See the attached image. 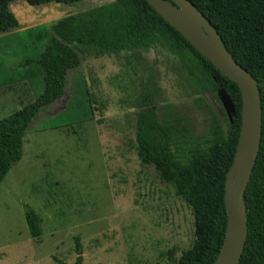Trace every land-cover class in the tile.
<instances>
[{
  "label": "rangeland",
  "instance_id": "374dc122",
  "mask_svg": "<svg viewBox=\"0 0 264 264\" xmlns=\"http://www.w3.org/2000/svg\"><path fill=\"white\" fill-rule=\"evenodd\" d=\"M113 1L31 5L14 0L10 9L19 26L0 38L31 27L49 28L68 15ZM137 52L134 68L126 65L132 52L81 54V66L69 76L64 95L32 123L22 158L0 186V264L71 263L77 257L76 237L83 264H178L193 246L192 208L138 157L135 125L142 108L137 97L148 81L158 88L149 108L161 120L174 111L185 118L190 148L205 147L217 122L227 130L232 108L220 91L198 92L170 52ZM80 78L90 96L82 97ZM43 86L40 78L0 86V119L34 101ZM79 98L88 107L87 119L76 104ZM64 112L67 119L58 127L38 128L42 119ZM28 205L41 218L40 242L28 228Z\"/></svg>",
  "mask_w": 264,
  "mask_h": 264
},
{
  "label": "trees",
  "instance_id": "16d2710c",
  "mask_svg": "<svg viewBox=\"0 0 264 264\" xmlns=\"http://www.w3.org/2000/svg\"><path fill=\"white\" fill-rule=\"evenodd\" d=\"M14 0H0V35L19 26L10 9ZM31 5L80 0H26ZM217 27L235 59L257 79L263 107L262 141L246 188L244 202L248 234L239 264H264V0H191ZM15 42V45H12ZM0 86L21 80L42 79L44 86L36 99L0 119V186L23 156L24 139L34 120L60 99L69 76L81 66V54L99 57L132 52L126 65L134 68L138 50L163 49L179 61L181 73L198 92H218L222 87L232 107L227 130L220 123L212 128L205 147H192L186 119L176 111L161 120L154 104L158 88L148 81L142 88L136 114V149L143 165L153 166L161 181L192 208L195 242L178 264H213L224 243L228 213L225 186L234 161L242 126V91L205 55L165 20L148 0H114L81 13L68 15L51 27H31L0 38ZM6 46V47H5ZM82 97H87L85 80L80 78ZM85 101V100H83ZM76 102L83 119L87 105ZM68 112L42 119L38 128L53 126ZM69 116H72L69 115ZM69 120V119H68ZM37 128V129H38ZM25 217L31 236L42 241L41 218L26 206ZM76 259L83 264L82 244L76 237Z\"/></svg>",
  "mask_w": 264,
  "mask_h": 264
},
{
  "label": "water",
  "instance_id": "95a60500",
  "mask_svg": "<svg viewBox=\"0 0 264 264\" xmlns=\"http://www.w3.org/2000/svg\"><path fill=\"white\" fill-rule=\"evenodd\" d=\"M154 9L242 91V126L234 161L225 186L228 213L226 235L213 264H239L248 234L244 195L252 177L262 141L263 107L257 79L225 44L217 27L191 0H148ZM220 92L231 101L226 91ZM232 108V107H231Z\"/></svg>",
  "mask_w": 264,
  "mask_h": 264
},
{
  "label": "crops",
  "instance_id": "0c3cea01",
  "mask_svg": "<svg viewBox=\"0 0 264 264\" xmlns=\"http://www.w3.org/2000/svg\"><path fill=\"white\" fill-rule=\"evenodd\" d=\"M23 81V80H22Z\"/></svg>",
  "mask_w": 264,
  "mask_h": 264
}]
</instances>
